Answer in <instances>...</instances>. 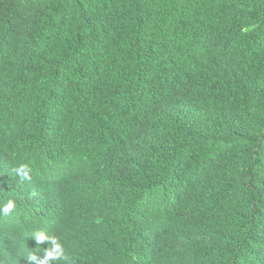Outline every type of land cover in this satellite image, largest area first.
Returning a JSON list of instances; mask_svg holds the SVG:
<instances>
[{
	"label": "trees",
	"instance_id": "obj_1",
	"mask_svg": "<svg viewBox=\"0 0 264 264\" xmlns=\"http://www.w3.org/2000/svg\"><path fill=\"white\" fill-rule=\"evenodd\" d=\"M36 231L75 264H264V0H0V264Z\"/></svg>",
	"mask_w": 264,
	"mask_h": 264
},
{
	"label": "clouds",
	"instance_id": "obj_2",
	"mask_svg": "<svg viewBox=\"0 0 264 264\" xmlns=\"http://www.w3.org/2000/svg\"><path fill=\"white\" fill-rule=\"evenodd\" d=\"M13 173L18 176L22 181H31L32 168L28 164H20L15 167ZM16 209L15 201L9 200L2 208L4 216H10ZM38 245L47 243L49 246L43 250V256L38 254L37 251H30L27 254L29 264H75L70 255L67 254L64 245L60 239L54 234H48L45 231H36L32 235Z\"/></svg>",
	"mask_w": 264,
	"mask_h": 264
}]
</instances>
